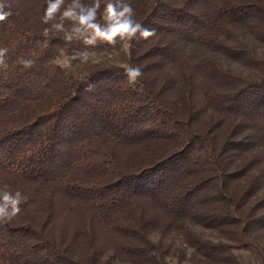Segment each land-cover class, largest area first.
<instances>
[{
	"label": "trees",
	"instance_id": "obj_1",
	"mask_svg": "<svg viewBox=\"0 0 264 264\" xmlns=\"http://www.w3.org/2000/svg\"><path fill=\"white\" fill-rule=\"evenodd\" d=\"M4 2L0 194L25 199L0 221V264H168L156 232L204 264H239L236 251L264 264V54L241 39L264 49V0H126L156 35L95 46L45 36L48 0Z\"/></svg>",
	"mask_w": 264,
	"mask_h": 264
},
{
	"label": "clouds",
	"instance_id": "obj_2",
	"mask_svg": "<svg viewBox=\"0 0 264 264\" xmlns=\"http://www.w3.org/2000/svg\"><path fill=\"white\" fill-rule=\"evenodd\" d=\"M65 0H48L43 23L48 24L56 19L59 14V22L52 23L51 28L44 29V35L47 36L52 30L65 31V39L71 41L73 38L81 39L87 46H95L98 41L115 45L119 41H129L138 35L141 38L148 39L156 35L155 29L145 27L134 19V9L126 0H112L104 6L102 19L104 23L98 21V13L101 8V0H94V3L85 5L82 0H71V3L64 6ZM10 5L0 0V23L8 20L12 15L11 11H5ZM63 11L61 12V8ZM72 22L70 31L65 30L64 21ZM39 43V42H38ZM8 53L7 48H0V67L7 69L5 56ZM91 57L88 50L77 52L68 58L70 63L78 60L81 63H87ZM19 63L24 67H31L32 60L20 59ZM125 75L129 83H136L138 78L143 75L141 67L138 65H129L125 69ZM25 198L22 193L17 191L15 194L5 191L0 194V221L10 220L20 212V205Z\"/></svg>",
	"mask_w": 264,
	"mask_h": 264
},
{
	"label": "rangeland",
	"instance_id": "obj_3",
	"mask_svg": "<svg viewBox=\"0 0 264 264\" xmlns=\"http://www.w3.org/2000/svg\"><path fill=\"white\" fill-rule=\"evenodd\" d=\"M241 39L247 42L248 44L256 47L260 53L264 54V49L252 36L243 35ZM207 53L211 57L218 59L224 68H229L231 70L242 73L248 72L247 68H245L244 66H242L237 62L232 61L231 59L227 58L221 53H217V52H207ZM62 62L66 63L65 60H63ZM193 230L196 231L202 237L207 238L213 242L228 243L223 238H219V236H217L214 232L204 230L198 227L196 228L194 227ZM150 239L154 243L160 242L171 245L172 252L169 256L165 258V261L168 264H204L205 260L203 261V258L200 255L196 254L192 248H189L187 245H185L179 238L172 236L162 238L160 236V233L156 232L150 236ZM256 245H258V247L264 253V233L256 240ZM175 250H181V251L180 253L179 252L176 253ZM235 254L242 256V258L239 259V264H256V259L254 258V255L250 252L236 251ZM114 264H121V263L114 262ZM208 264H214V263H208Z\"/></svg>",
	"mask_w": 264,
	"mask_h": 264
}]
</instances>
